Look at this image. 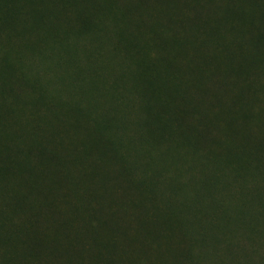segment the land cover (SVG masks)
Returning <instances> with one entry per match:
<instances>
[{
  "label": "trees",
  "instance_id": "trees-1",
  "mask_svg": "<svg viewBox=\"0 0 264 264\" xmlns=\"http://www.w3.org/2000/svg\"><path fill=\"white\" fill-rule=\"evenodd\" d=\"M108 26L142 99L121 115L101 65L67 43L100 47ZM132 123L146 151L179 140L264 167V0H0V264H204L195 247L207 228L193 226L206 205L143 207L140 193L105 186L129 181L127 154L145 151L118 135Z\"/></svg>",
  "mask_w": 264,
  "mask_h": 264
},
{
  "label": "rangeland",
  "instance_id": "rangeland-1",
  "mask_svg": "<svg viewBox=\"0 0 264 264\" xmlns=\"http://www.w3.org/2000/svg\"><path fill=\"white\" fill-rule=\"evenodd\" d=\"M110 28L108 26L105 32L101 33L104 44L100 47L94 44L96 41L94 37L78 41L71 36L67 43L70 49L76 51L87 63L101 65L98 67V73L106 81L104 87L108 95L104 99H108V105L113 107L116 114L121 115L125 110L140 109L142 99L139 88L132 85L135 63L123 53L117 55V52H114L116 40L113 43L114 38H111L113 32ZM23 64L36 70L35 63L30 66L27 60L23 59ZM80 66L75 64L68 72L73 76L75 74L73 70ZM41 74L43 78H55L53 71ZM62 81L65 85L66 79ZM54 87V83L48 85L51 91ZM131 120H136V114H132ZM126 125L125 130L118 135L125 137L131 135L145 150V140L139 135V130L145 127L137 126L136 123ZM177 141L179 140H166L156 143L155 147L147 144V151H133L127 154L125 164L129 168L131 182L118 181L116 186L112 184L105 186L140 193L143 207L157 203L160 208L165 207L169 197H175L184 203L182 204L184 207L188 206L190 209L206 205L205 210H208L204 211L209 215L203 219L201 225L193 226L197 232L207 228L204 242L198 243L195 247V255H199L198 260L204 264H264V167H256L255 163L238 166L230 160H211L204 157L208 155L205 151L194 150L191 146L176 143ZM100 162L96 159L95 163ZM95 163L92 165L87 162L80 163L77 169L90 171L96 166ZM63 166L64 164L62 168ZM69 166L74 168L73 164ZM106 169L116 171V167L112 168V165ZM206 184L209 185L208 188H205ZM84 186L95 187L89 182ZM209 188L215 205L205 193ZM143 190L147 192L143 193ZM150 191H155L159 201ZM224 221L227 225H220ZM255 228L254 241L248 240L249 233L251 234ZM209 235L215 236L216 239L210 241L207 238Z\"/></svg>",
  "mask_w": 264,
  "mask_h": 264
}]
</instances>
